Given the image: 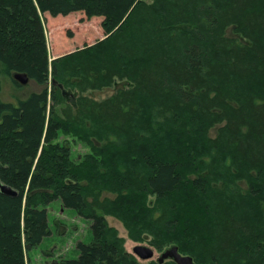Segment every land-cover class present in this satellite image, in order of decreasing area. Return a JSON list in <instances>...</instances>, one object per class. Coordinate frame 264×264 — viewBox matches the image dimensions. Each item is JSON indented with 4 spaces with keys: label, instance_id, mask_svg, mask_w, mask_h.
<instances>
[{
    "label": "trees",
    "instance_id": "1",
    "mask_svg": "<svg viewBox=\"0 0 264 264\" xmlns=\"http://www.w3.org/2000/svg\"><path fill=\"white\" fill-rule=\"evenodd\" d=\"M78 10L104 37L51 58L41 13ZM12 73L44 87L0 98V179L17 191L0 188V264H27L58 198L93 238L52 264H141L114 212L133 240L197 264H264V0H0V79ZM61 132L104 139L106 171L75 162Z\"/></svg>",
    "mask_w": 264,
    "mask_h": 264
},
{
    "label": "rangeland",
    "instance_id": "2",
    "mask_svg": "<svg viewBox=\"0 0 264 264\" xmlns=\"http://www.w3.org/2000/svg\"><path fill=\"white\" fill-rule=\"evenodd\" d=\"M41 21L43 24V34L48 44L51 58L69 53L84 46V44L94 43L105 35L102 26L103 17L88 16L83 10L74 11L68 15L60 14L57 16H53L49 12H42ZM226 34L236 38L240 42H247V39L234 31L233 26H229L226 29ZM15 74L1 76V99L18 104L19 98L27 96L32 91L42 90L44 87L32 79H29L28 83L22 84L15 78ZM49 84H51V79ZM127 86L128 83L126 80L117 79L110 86L101 89H87L82 94L97 100H102L113 95L119 88ZM68 101H71V97H69ZM50 103L51 100L49 101V105ZM219 126L220 124L210 130V136H216ZM61 133V138L71 146L72 157L75 162L83 164L86 159L93 157V163L97 164L100 172L106 171L103 167V162L106 160L104 139L86 132L78 135L67 132ZM205 157V155H201L202 159ZM224 159L226 160V155H224ZM87 181L88 179H85L84 183H87ZM239 181L243 186L246 185L243 180ZM47 216L50 233L36 247L26 252L27 264H52L56 260L77 258L80 254L79 243H89L92 241V220L81 216L74 208L65 206L61 198L52 201L48 205ZM106 217L109 224L117 229L119 236L124 237V246L127 251L132 253L134 247L137 245L152 247L155 253L153 258L142 259L136 256L141 264H151L152 262L159 261L162 252L171 247L167 245L162 250L157 249L151 244L152 240L157 241V239L148 233L144 234L143 240L141 241L133 240L130 238L129 232L118 214L114 212L107 214Z\"/></svg>",
    "mask_w": 264,
    "mask_h": 264
},
{
    "label": "water",
    "instance_id": "3",
    "mask_svg": "<svg viewBox=\"0 0 264 264\" xmlns=\"http://www.w3.org/2000/svg\"><path fill=\"white\" fill-rule=\"evenodd\" d=\"M15 78L18 79L22 84H26L29 81V77L24 73H16ZM0 188L2 192L9 195H16L17 191L11 186L3 183L0 179ZM135 256H138L142 259H151L154 257V250L150 246L137 245L134 247L133 252ZM166 259H171L174 261V264H197L191 255L182 254L177 245H173L170 248H167L162 252L159 257V261L163 262Z\"/></svg>",
    "mask_w": 264,
    "mask_h": 264
},
{
    "label": "bare ground",
    "instance_id": "4",
    "mask_svg": "<svg viewBox=\"0 0 264 264\" xmlns=\"http://www.w3.org/2000/svg\"><path fill=\"white\" fill-rule=\"evenodd\" d=\"M28 76V75H27ZM29 77V76H28ZM30 79V78H29Z\"/></svg>",
    "mask_w": 264,
    "mask_h": 264
}]
</instances>
